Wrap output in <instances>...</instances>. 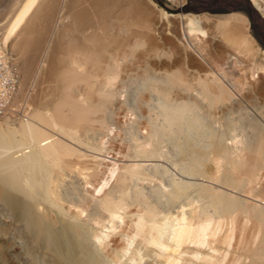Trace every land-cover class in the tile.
Masks as SVG:
<instances>
[{
    "label": "bare ground",
    "instance_id": "obj_1",
    "mask_svg": "<svg viewBox=\"0 0 264 264\" xmlns=\"http://www.w3.org/2000/svg\"><path fill=\"white\" fill-rule=\"evenodd\" d=\"M14 1L12 14L11 10H7V15L9 12L10 15L5 17L3 11H0L3 14L0 16V35L4 43L9 41V48L21 59L19 68L23 86L28 73L33 74L32 70L39 64L40 57L39 66L44 69L40 70L44 73V80L54 84L49 87L44 80L41 81L52 90L50 97L45 96L48 89L42 88L41 83L42 90H45L44 93L42 91L43 95L39 90L41 88H38L39 93H32L33 98L35 94L36 96L32 100L34 109L29 119L19 121L15 126L0 121V264H105L100 255V247L108 248L109 243L116 252L117 247L122 248L120 245L123 236L128 235L129 231H134V234L128 236L126 243L132 244L134 236L138 235L145 245L158 250L159 264L186 263L184 253L204 264H264V128L259 136V128L256 130L262 125L261 121H264V51L253 49L255 40L248 32V18L238 12L202 15L168 13L157 7L153 0ZM252 1L264 11V0ZM52 29L57 35L54 36L56 41L51 43L50 36L42 45L40 42L43 41L45 31L51 32ZM66 35L68 43H64ZM46 44L47 49L42 53ZM165 45L172 52H178L179 56L169 52L168 48H164ZM137 49L143 50H139L142 59L149 57L151 66L156 67L152 69L159 75L151 73L150 79L161 78L171 84L169 88L173 93L169 90L170 94H165L169 97L168 102L161 101L162 111L166 116L162 118L168 120L166 136L170 132L169 142L174 139L175 142H172L177 143L174 144L173 151L176 150V145V152H184L192 160L189 163L181 155L187 161L184 158L185 161L179 160L180 163H188L181 165H185V168L179 169L177 176L167 180L170 188L164 185L170 189L167 188L166 191L169 192L166 194L162 191V197L167 202H163L165 204L155 201L158 198L161 201V196L150 199L146 197L147 194L142 192V195L137 190L133 195L128 187L130 183L148 177L150 168L161 166L155 162L160 161V157L166 161L164 158L167 156H162L163 152H168L162 151L166 146L159 148L158 141L153 137L157 133L156 129L149 130L154 122L147 127L145 120L128 123V118L127 123H120L118 118V122L112 121L117 118L113 113H117L125 102L120 100V82L122 83L124 76L122 72L127 68L124 64L129 66L130 63L131 67L139 64L132 59ZM168 52L178 58L181 56V60L194 66V70L199 69L201 73L194 77L192 70V77H189V72L186 77L183 67L177 68L181 66L176 62L178 58L171 56V59H176L177 66L168 57L165 61L160 59L169 56ZM193 53L205 62L199 61ZM18 58L13 56L15 63ZM171 65L176 68L175 71L167 69ZM141 67H138L139 70L143 68ZM144 69L147 71L149 68L142 70ZM145 71L143 73L148 77L151 70L148 73ZM22 81L16 88L5 118L2 116L4 119L15 118L11 111L12 106L18 105L22 100ZM145 88L149 90V87ZM135 93L132 92V95ZM145 93L141 97H148ZM136 97L131 98L135 100H132L133 103L138 101ZM140 100L148 102L146 99ZM151 100L153 99L150 102ZM202 102L208 103L206 105L215 108L216 112L228 113L231 109H240V116L244 114L243 111L249 113V117L245 115L244 128L248 123L250 125L247 124V127L250 126L251 129L246 128L249 131H246L248 134L245 133L244 140L250 130L255 134L253 139L257 138L254 141L247 139L248 143L245 140L247 144L244 141L246 146H242L243 151L240 149L242 153L239 152V157H228L230 147L227 149L221 142H212L215 134L211 130L212 126L205 123L204 115L195 112L199 108L201 111L206 108L199 106L198 103ZM145 103L142 102L141 105L144 106ZM136 109L138 108L134 111ZM106 110L111 114L106 115ZM129 110L131 111L128 112L133 113L132 108ZM236 110L232 113L238 112ZM253 111L256 115L252 114ZM204 113L208 116L206 111ZM236 114L233 116L236 117ZM238 118L236 117L237 120ZM206 120L208 123V119ZM108 121L116 126L120 123L117 127L124 131L122 139L126 140L124 143L127 145V149H123L124 155L112 159L115 156L113 154L110 156L112 160H106L108 157L102 156L117 135ZM231 121L230 128L233 125ZM165 122L162 124L165 125ZM238 123V126H242L240 124L243 122L238 120ZM143 128L146 132L140 131ZM162 130L165 134V130ZM162 132L160 134L158 129L160 136ZM208 137H211L212 143L210 140L206 141ZM199 145L206 149L212 145L215 149L211 147L212 153L209 151V155L217 157L212 159L210 156L213 162L210 166L207 164L210 167H207L209 170L206 168L207 172L197 170V160L205 158L203 155L206 151L197 149L196 146L200 147ZM218 157L226 161L223 169L222 163L220 165V162L215 161ZM193 161H197V165ZM206 162L211 161L206 159L204 163ZM84 168L92 170L88 169L90 171L86 172ZM99 170L101 173L95 177V172ZM153 176L155 178V174ZM94 177L96 180H93ZM73 185H77L76 190ZM135 187L134 190L139 188ZM159 191L157 193L156 190V193L161 195L162 192ZM153 193L155 192L152 195ZM130 195L133 199L130 198L129 202ZM189 196L194 198L192 201L205 199L208 208L212 207L211 211L202 206L205 201L201 204V209L200 205L198 208L194 206ZM188 197L190 201L187 200ZM176 199L183 200L178 204H169ZM135 204L140 205V208ZM132 206L136 208H131ZM135 209L140 210L135 216L137 219L133 216L136 221L132 220L135 222L128 225L127 220H122L120 225L123 226L125 221V225H133L134 228L129 230V227L127 234H114L111 229H115L117 225L114 224L125 215H122L121 210H126L124 213L128 214L136 211ZM105 218L111 223L109 226ZM103 219L109 227L106 232L94 228ZM120 230H124V227H120ZM145 257L142 256V259ZM149 258L151 257L147 261L142 260L140 264H153ZM106 263L108 264V260ZM156 263L158 264L157 261Z\"/></svg>",
    "mask_w": 264,
    "mask_h": 264
},
{
    "label": "rangeland",
    "instance_id": "obj_2",
    "mask_svg": "<svg viewBox=\"0 0 264 264\" xmlns=\"http://www.w3.org/2000/svg\"><path fill=\"white\" fill-rule=\"evenodd\" d=\"M1 1H3V2H1ZM5 1V2H4ZM155 3H156V5H157V7H159V8H161L162 10H164V11H166V12H168V13H175V14H177V13H194V14H200V15H202V14H204V13H210V14H223V13H231V12H238V13H241V14H243V15H245L247 18H248V32H249V34L254 38V42H253V49L254 50H257V51H259V52H262V51H264V11L260 8V7H258V6H256L254 3H253V1L252 0H153ZM13 2H15L14 0H0V11H3V13H4V15H5V17H7L8 15H10L9 13L11 12V14H12V4H14ZM1 3H4L5 5L3 6V4H1ZM11 4V5H10ZM2 5V6H1ZM5 7H6V9H5ZM3 9V10H2ZM7 10H11L9 13H8V15H7ZM6 13V14H5ZM2 13L0 12V16H2L1 15ZM50 30H46L45 32H46V34H44L43 35V41H41L40 43L43 45V44H45V42L44 41H46V40H48L49 39V37L51 36L52 38H50L51 39V43H53V40L54 41H56L55 40V38L57 37V35L56 34H54V29H52L51 30V32H49ZM1 32V31H0ZM47 32H49L48 34H47ZM54 34V35H53ZM47 35V36H46ZM54 36H56V37H54ZM66 38L64 39V43H68V35H66L65 36ZM45 38V39H44ZM9 42V41H8ZM8 42H5V44H7L6 46H7V48H9V47H11L10 46V44L8 43ZM47 42V41H46ZM182 43H184V42H182ZM256 45V46H255ZM47 47V44L45 45V48H44V50H43V52L42 53H44V51L47 49L46 48ZM168 48V46L167 45H165L164 46V48ZM10 49V48H9ZM8 49V50H9ZM169 49V48H168ZM167 49V50H168ZM140 49H137L136 50V53H135V55L137 54V56L140 54V51H143L142 49L139 51ZM167 50H165V51H167ZM170 50V49H169ZM168 50V51H169ZM10 51V53L12 54V56H14L15 58H18L17 57V54H15V52L14 51H12L11 49L9 50ZM139 51V52H138ZM175 51H177V50H175ZM169 52H172L171 50L169 51ZM168 52V54H170ZM172 53H174V55L175 56H179V53L177 52H172ZM15 54V55H14ZM194 55H195V53H193ZM134 55V57H132V59L134 58V61H135V63H137V62H139V64H134V61H133V64H131V65H133L132 67L130 66V63H129V59H128V63H129V66H128V64L126 65V64H124L125 65V67L127 66V68H124L125 70H123L124 71V73L122 72V75L124 74V76H123V78H122V83L120 82V96H122V97H120L121 99V101H125L124 102V104L122 103V105L121 106H124V108L125 109H127L126 110V112H128V111H131V110H129L130 108H132V111H133V113L132 112H128V113H126L125 112V109L123 108V107H119V109H118V111H116L117 113H113V114H115L116 116L115 117H117V118H115L114 120L112 119V121H114L115 123L116 122H118L117 121V119L119 118V122L121 123V122H124V123H127V121H128V123L130 122H135L136 123V121H138V120H145V122H144V124L145 123H147V127H149V126H151V124L154 122V124L151 126V128H149V130L151 129H156V132L158 133V129H159V133L160 132H162L163 130H162V128L165 130V134L163 133L161 136H160V134H159V136H157L158 134L157 133H154V140H157L158 141V143H159V148H161V147H165L164 148V150L162 149V151H168L167 153L166 152H163V155L162 156H164L165 155V157L167 156V158L169 159V160H167V158H164V159H166V161H167V163H166V161L164 160L163 161V159H161V158H163V157H160L159 159H160V161H155V162H158V163H160L161 164V166H157V167H155V168H150L151 170H149V172H147V173H149V175H148V177L146 176L145 178H143V179H138L137 181L139 182V183H137V181H134L130 186L128 185V187H129V191H131V193L134 195L135 194V192L134 191H139L142 195H143V193H144V195H146V197H149L150 199H156V198H158V196H161V201H160V198H158L159 200L157 201V199L155 200L156 202H158L159 204H165V203H167L166 201H165V198H163L162 197V195H163V192L166 194L167 192H169V191H166L167 190V188L169 187L168 185H167V180L170 178V177H173V176H177L176 175V172L179 170V169H183V168H185V165L189 162V161H192L191 159H189L190 157L189 156H187L186 155V153H184V152H182V154H181V152H176V151H178V149H177V147H176V145H175V148H176V150L175 151H173V148H174V144H177V143H174L175 142V140L174 139H170V142H169V138H171L170 137V132L168 133V137L166 136V134H167V132H166V126L168 125L167 124V119L166 118H162V116L164 117L165 115H164V111H162V104H161V101H163V102H165V101H167L168 100V96L167 95H169L170 94V91L173 93V90H171L170 88H171V84H170V82H164V80H162L161 78L160 79H155V78H151L150 79V77L152 76L151 75V73H156V75H159L157 72H156V70L155 69H152V68H156V67H153V66H151V59H149V57H143V59L141 58V56L139 55V57H137V56H135ZM173 54H170L169 56H165V57H161L160 59L161 60H167L166 58L168 57V58H170V59H168V60H170V61H172V63L175 65V66H177V63L179 62V65H181V66H178L177 68H181L182 69V67H183V71H184V73H185V76L187 77L188 76V72H189V77H192V70L194 71L193 73L195 74L194 75V77L195 76H197V75H199L201 72L200 71H198L197 69H195L194 70V66L192 67L189 63H187V62H184L183 60H181V56L178 58V57H175ZM171 56H173V57H175L176 59L178 58V61H176L175 62V60H173V59H171ZM195 56H197V55H195ZM137 57V58H136ZM198 57V56H197ZM196 57V58H197ZM135 58H136V60H135ZM139 58H141L140 60H139ZM158 58V57H157ZM138 60V61H137ZM148 61V62H146V61ZM180 60H181V62L183 63H181L180 64ZM198 60L199 61H201L202 60V62H205L203 59H201V58H199L198 57ZM16 66H17V69H19L18 71H20V73H19V78H20V80L22 81V77H21V69L19 68L20 66H21V59H16ZM144 61V62H143ZM40 62H41V57H40V61H39V64L37 65V67L35 68V69H33L32 71H33V74L30 72V73H28L29 75L26 77V79H27V83L24 81V86H23V81H22V83H21V87H22V91L24 92V93H22V96L24 97H22V100H21V102L17 105L16 103H14V104H16V106L15 105H13L12 106V113H14V115H15V118H11V117H8V118H6V119H4L5 118V116H4V118L2 117V116H0V121L2 122V121H5V122H7V123H9L10 125H13V126H15L19 121H25V120H27V119H29V117L31 116V112L33 111L32 109H34V101H32L33 99H35V96H36V94H35V96H34V98L32 97V93L34 92V93H39V90H40V92H41V94L43 95V93L45 92V90L43 89L42 90V88H45V89H48L47 88V86H51L52 84H54V83H51V82H47L46 80H44V77H43V72L42 71H44V69H43V67H41V66H39L40 65ZM126 62V61H125ZM144 64H143V63ZM149 62H150V64H149ZM149 64V65H147V64ZM142 64V65H141ZM146 64V66L144 67V65ZM137 65H138V67H143V68H146V70L149 72L150 70V74H148V77L146 76V74L144 75V71H145V69L144 70H139V68L137 67ZM185 65V66H184ZM149 66V67H148ZM151 66V67H150ZM189 66V67H188ZM134 67H137V68H134ZM158 67V66H157ZM191 67H192V69H191ZM128 68H130V69H128ZM132 68V69H131ZM185 68V69H184ZM127 69V70H126ZM135 69V70H134ZM136 69H138L141 73H143V74H141L140 72H137L138 70H136ZM167 69L169 70V71H175L176 70V68L175 67H172V65L170 66V67H167ZM186 69H188L189 71H187ZM191 69V70H190ZM40 70H42V71H40ZM129 70V72H126V71H128ZM131 70V71H130ZM154 70V71H153ZM213 70V69H212ZM135 71V72H134ZM147 71H145V72H147ZM214 71V70H213ZM147 72V73H148ZM196 72V73H195ZM125 73H127L126 75H125ZM216 73V72H215ZM187 74V75H186ZM191 74V75H190ZM145 76L147 77V78H145ZM30 77V78H29ZM188 77V78H189ZM41 78V79H40ZM96 78H99L98 76L96 77ZM149 78V79H148ZM28 79H29V81H28ZM39 79H40V81H39ZM142 79V80H141ZM19 80V83L21 82ZM44 80V82H46V85L47 86H45V83L43 82V83H41V81H43ZM148 80V81H147ZM121 81V80H120ZM150 81V82H149ZM152 81H154V84H157V85H159L160 86V84L159 83H161V86L159 87H157V85L155 86L154 84H153V82ZM158 81H159V83H158ZM163 83H162V82ZM192 81H194V79H192ZM157 82V83H156ZM18 83V84H19ZM25 83H26V85H25ZM43 85H41V84ZM50 83V84H49ZM124 83V84H123ZM142 83V84H141ZM168 83V84H167ZM38 84H40V86L38 85ZM122 84V85H121ZM150 84V85H149ZM20 85V84H19ZM37 87H36V86ZM41 86H42V88H41ZM49 86V87H50ZM53 86V85H52ZM122 86H124V87H122ZM165 86V87H164ZM36 87V89L38 90V88H41V89H39L38 91L36 90V89H34ZM145 87H149V90H148V88H145ZM157 87V88H156ZM170 87V88H169ZM143 88H144V90H143ZM151 88H153V89H151ZM147 89V90H146ZM161 89V91H159V90ZM162 89H163V91H162ZM49 90V91H48ZM47 90V92L45 93L46 95V97H50L52 94H51V92H52V90L50 91V88ZM135 90V91H134ZM140 90H141V92H142V94H141V92H140ZM151 90V91H150ZM170 90V91H169ZM36 91V92H35ZM42 91H43V93H42ZM137 91V92H136ZM26 92V93H25ZM50 92V93H49ZM132 92H136L135 94H133L132 95ZM140 92V93H139ZM145 92H147V93H145ZM161 92V93H160ZM169 92V93H168ZM53 93V92H52ZM140 94V96L138 97V94ZM143 93H145L148 97H141L142 95L143 96H145ZM149 93V94H148ZM49 94H51V95H49ZM162 94V95H161ZM165 94H167V95H165ZM17 95H19V94H17ZM26 95V96H25ZM41 95V96H42ZM135 95V96H134ZM138 98H137V97ZM27 99H26V98ZM29 97H32V98H30L29 99ZM137 98L138 99V101H136L135 103H137V105L135 104V103H133V101L132 100H134V99H131V98ZM152 97V98H151ZM167 97V98H166ZM17 98H18V96H16V100H17ZM124 98V99H123ZM123 99V100H122ZM140 99H146V101L148 100V102H146L145 103V100H140ZM150 99H153V100H151V102H152V104H151V102H150ZM15 100V99H14ZM29 100H31V101H29ZM131 101V102H130ZM135 101V100H134ZM139 101H140V103H139ZM144 102L145 103V105L147 106V103L149 104L148 106H149V108H148V106L146 107L145 105L143 106V104L141 105V103L142 102ZM29 102V103H28ZM31 102V103H30ZM157 102V103H156ZM168 102V101H167ZM133 103V104H132ZM158 103H159V105H158ZM203 103H204V105H203ZM131 104V105H130ZM150 104H151V106H150ZM155 106H154V105ZM198 104H200L199 106H202V109L206 106V108H204V109H208L207 107H209V109L208 110H202L203 112H205L206 111V114L208 115V116H206L205 115V113L203 114V112L200 110V108L198 107ZM197 104V107L199 108L198 110H197V107H195L196 109L195 110H197V111H195L197 114H199V115H204L203 117L205 118V123L206 124H208L210 127H211V130L213 131L214 130V132H213V137L214 138H212L211 139V137H208V138H206V141H209L210 139L212 140V142L214 143V142H216V143H219L220 144V142H221V144L223 145V146H225L227 149H228V153L229 154H227V156L229 157V156H231L232 158H234V157H239L240 156V153H242V149L246 146L245 144H244V141L245 140H247V139H249V140H251V141H254L256 138H257V136H259L261 133H262V131L264 130H261L262 128H264V121H261V119L259 120V121H261L262 122V127L260 126V127H257L256 128V130L259 128V130H260V133L256 136V138H254L253 139V137H255L254 135L255 134H253L251 131L252 130H250V132H249V135H247V137L245 138V140H244V137H245V135L246 134H248L247 132L249 131V130H247L246 128H248L247 126L248 125H250V124H248V123H246V128H244L245 127V124H244V122L246 121L245 120V117L248 115V117H249V113L247 114V112H245V111H243L244 112V114H242V116H240L239 115V110L237 109H235L236 111H238V112H236V113H232V111H234L235 112V110L234 109H231V110H229L228 111V113H231V114H229L228 115V113H227V111H225L224 113H222V112H219L218 110H217V112H216V110H215V108H212V106H211V108H210V106H207V105H209L208 103H206V102H202V103H198ZM207 104V105H206ZM134 107H133V106ZM139 105H141V108H140V106ZM157 105V106H156ZM131 106V107H130ZM138 106V107H137ZM145 107L146 108V110L143 108V107ZM135 108H138V109H136L135 111H136V113H135V111H134V109ZM143 108V109H142ZM148 108V109H147ZM158 108V109H157ZM110 109V108H109ZM121 109H122V113H121ZM124 109V110H123ZM144 110V112L143 111H141V110ZM119 110H120V112H119ZM215 110V111H214ZM250 110V109H249ZM20 112V114H18L17 115V112ZM109 110H106V115L107 114H109L110 112H108ZM114 111V110H113ZM146 111H149V113L148 112H146ZM160 111V112H159ZM201 111V112H200ZM210 111H214L213 112V114L214 113H216V115L214 114V117H212V113L210 112ZM124 112V113H123ZM141 112H143V114L141 115ZM163 112V113H162ZM130 113V114H129ZM147 113H148V115H147ZM202 113V114H201ZM217 113H219L218 115H217ZM104 114H105V112H104ZM111 114V113H110ZM133 114H134V116H133ZM141 115L140 117H138V115ZM144 114H146V115H144ZM163 114V115H162ZM220 114H222L221 116H220ZM224 114H225V116H224ZM234 114H236L237 116V118L238 117H240V118H238V120H239V122L241 123V122H243V123H241L240 125H242V126H238L239 125V123H238V120L236 119V117H234L233 115ZM252 114H254V111L252 112ZM27 115V116H26ZM119 115V116H118ZM131 115V116H130ZM151 115H152V117H151ZM209 115H211V117L209 118ZM244 115V116H243ZM246 115V116H245ZM254 115H256V113L254 114ZM124 118H123V117ZM146 116H148V117H146ZM206 116V117H205ZM218 116V117H217ZM232 118V119H230V117ZM123 119H126V120H123ZM137 117V118H136ZM145 117V118H144ZM152 118V119H150V118ZM166 117V116H165ZM222 117V118H221ZM228 117V118H227ZM234 117V118H233ZM241 117H242V119H241ZM243 117H244V119H243ZM10 118V119H9ZM111 118H112V116H111ZM111 118H110V120H111ZM129 118V119H128ZM133 118V119H132ZM144 118V119H143ZM155 118V119H154ZM215 118V119H214ZM220 119V120H218V119ZM9 119V120H8ZM161 119H163L162 121H161ZM206 119H208V123L206 122L207 120ZM136 120V121H135ZM147 120H151L152 122H150V121H147ZM154 120V121H153ZM215 120V121H214ZM227 120V121H226ZM230 120H232L231 121V123H233V125H232V128H230L229 126H231V124H230ZM241 120V121H240ZM245 120V121H244ZM139 121V122H140ZM147 121V122H146ZM157 121V122H156ZM166 121V122H165ZM210 121V122H209ZM218 121H220V122H218ZM259 121H258V123H259ZM109 122V121H108ZM150 122V123H149ZM165 122V125H163L162 123H164ZM227 122H229V123H227ZM260 122V123H261ZM119 123V124H120ZM158 123V124H157ZM109 125H110V127H113V130H114V132H115V137L118 139H115V137H114V139L112 140V141H114L115 143H116V145L114 144L113 145V142L111 141V143H110V146L108 145V148L105 150V152L106 153H104L105 155H102L103 157L105 156L107 159L106 160H112L113 158H119L120 156L122 157V155H124V150H126L127 149V145H125V143L124 142H126V140H124V139H122L125 135H124V131H122V128L121 127H117V126H119V124H117V126L116 125H114V124H110V122L108 123ZM148 124H150L149 126H148ZM159 124H160V126H159ZM163 126H165V127H163ZM244 124V125H243ZM248 124V125H247ZM156 125V126H155ZM237 125V126H236ZM116 126V127H115ZM159 126V127H158ZM215 126H216V128H215ZM155 127H158V128H155ZM162 127V128H161ZM168 127V126H167ZM240 127H242L241 129H240ZM120 128V129H119ZM254 127H252V129H253ZM146 129V128H145ZM248 129H251V127L249 126V128ZM116 130H118V131H116ZM148 130V129H147ZM152 130V131H153ZM167 130H169L168 128H167ZM131 131V130H130ZM141 132H146L145 130H144V128L143 129H141L140 130ZM216 131V132H215ZM243 131H244V134H243ZM247 131V132H246ZM121 132V133H120ZM123 132V133H122ZM221 132H224V133H221ZM253 132H256L254 129H253ZM264 132V131H263ZM131 133H132V131H131ZM217 133H219L221 136L219 137V134H217ZM228 133H231V134H228ZM246 133V134H245ZM155 134H157V135H155ZM224 134V135H223ZM253 135L252 137H251V135ZM256 134H257V132H256ZM123 135V136H122ZM223 135V136H222ZM119 136V137H118ZM229 136V137H228ZM230 136H232L231 138H230ZM248 136H250V137H248ZM159 137H161V139H159ZM167 137V138H166ZM222 137H224L223 139H222ZM162 138H164V139H162ZM219 138H220V141H218L219 140ZM227 138V139H226ZM161 141H159V140ZM167 139V140H166ZM208 139V140H207ZM216 139H218V140H216ZM221 139H222V141H221ZM166 142H165V141ZM211 140H210V142H211ZM214 140V141H213ZM224 140V141H223ZM249 140H247V143L249 142ZM168 141V142H167ZM172 141H174V142H172ZM218 141V142H217ZM211 142V143H212ZM167 143V144H166ZM226 143V144H225ZM245 143H246V141H245ZM246 143V144H247ZM126 144H128V143H126ZM166 144V145H165ZM161 145V146H160ZM229 145V146H228ZM238 145L241 147H239V149H237L238 148ZM245 145V146H244ZM125 146V147H124ZM171 146H172V148H171ZM200 147H198V146H196L197 147V149L198 148H201V145H199ZM242 146H244V147H242ZM112 147V148H111ZM195 147V148H196ZM208 148L206 149V148H201V150L203 149V150H206L205 151V155H203V156H205V158H203V159H201V160H197V161H193V162H191V163H193V164H195V165H197V164H199L198 165V167L199 168H197V170H199L200 172L201 171H208L209 169L208 168H210L209 166H210V164L213 162L212 161V159L213 158H216L217 156H215L214 155V157H212V155L210 154L209 155V151L212 153V151L211 150H213L214 149V147H212V145H210V146H207ZM211 149H210V148ZM168 148V149H167ZM173 151H171L170 149ZM124 149V150H123ZM209 149V150H208ZM232 149H233V152H230V150L232 151ZM242 151H241V150ZM202 150V151H203ZM215 150V149H214ZM119 151V152H118ZM123 151V152H122ZM170 151H171V153H170ZM110 152V153H109ZM122 152V153H121ZM178 153V155L176 154V153ZM240 152V153H239ZM120 153V154H119ZM175 153V154H174ZM206 153H208V156L210 157H212V159H211V157L209 158L208 156H207V154ZM233 153H234V155H233ZM237 153V154H236ZM108 154V155H107ZM113 154L115 155L114 157H112L113 156ZM117 154V155H116ZM118 154H119V156H118ZM122 154V155H121ZM179 154H180V156L182 155V156H185L186 158H187V160H188V162H184L185 160H186V158L185 157H182L181 156V159L179 158L180 156H179ZM176 157H175V156ZM112 157V159H111V157ZM117 156V157H116ZM179 156V157H178ZM208 158H207V157ZM130 157V156H129ZM178 157V158H177ZM154 158H156V157H154ZM176 158V159H175ZM184 158H185V160H184ZM184 160V161H181V162H183V163H180V161L179 160ZM207 159V161L209 162V161H211V162H209V163H204L205 162V160ZM209 159V160H208ZM211 159V160H210ZM172 160V161H171ZM177 162H176V161ZM186 160V161H187ZM203 160V161H202ZM221 160V161H220ZM169 161V162H168ZM200 161H202V162H200ZM215 161H218V163L220 162V165H221V163H222V165H221V168L223 169V167L226 165V161H225V159L224 158H217ZM223 161L225 162V163H223ZM145 162V161H144ZM152 162H154V161H152ZM173 162V163H172ZM196 162H197V164H196ZM166 163V164H165ZM190 163V162H189ZM200 163H203V165H205V166H201V164ZM169 166H168V165ZM174 164V165H173ZM178 164V165H177ZM182 164H185V165H183V166H181ZM207 164H209V166L207 165ZM224 164V165H223ZM207 165V166H206ZM223 166V167H222ZM208 167V168H207ZM173 168V169H172ZM208 170H207V169ZM85 170L84 171H86V170H88V169H90V170H92V168H84ZM221 169V170H222ZM90 170H88V171H90ZM88 171H86V172H88ZM96 174H95V177L97 176L98 177V175H99V173H101L100 172V170L97 172H95ZM98 173V174H97ZM152 174V175H151ZM155 174V178H154V175ZM95 177H94V179L93 180H96L95 179ZM158 178H159V180H158ZM148 179H149V181H148ZM151 179V180H150ZM153 180H154V182H153ZM75 182V181H74ZM155 182H157L156 184H155ZM76 183V182H75ZM165 183V184H164ZM74 184V183H73ZM77 184V183H76ZM136 184H137V186H136ZM151 185V187H150V185ZM164 185H166V186H168V187H166V186H164ZM77 186V185H76ZM76 186H74L73 185V187H74V190H76ZM133 188H132V187ZM136 186V187H135ZM134 187L135 188H137V187H139V188H137V189H135L134 190ZM148 187H150V188H148ZM166 187V188H165ZM84 188V187H83ZM132 188V189H131ZM157 188H161V189H159V190H161V192L162 193H160L161 195H158L157 193H159L160 191L157 189ZM163 188H164V190H163ZM170 188V187H169ZM168 188V190H170ZM141 189V190H140ZM152 189V190H151ZM150 190V191H149ZM156 190H157V193H156ZM159 191V192H158ZM143 192V193H142ZM150 192V193H149ZM152 192H155V193H153L154 195H156L157 194V196L156 197H154V195H152ZM117 193H119L118 191H117ZM151 194V197L149 196ZM99 196V195H98ZM153 196V197H152ZM164 197H166L167 198V196H165L164 195ZM190 197V200L192 201L193 199H192V197L191 196H189ZM189 197L187 198V200L188 201H190L189 200ZM130 198H131V200L133 199V197L130 195V197L128 198V201L130 202ZM163 198V199H162ZM164 200V201H163ZM167 200V199H166ZM181 199H176V201L174 200V201H172L171 203H169V204H171L172 205V203L173 202H175L176 204H178V202L180 203L181 201H180ZM201 201H198V200H194V201H192V203H193V205L194 206H199V209H201L202 208V206L203 207H207L208 208V204H206V201H205V199L203 200V199H200ZM161 203H160V202ZM198 201V202H197ZM203 201H205V203L203 202ZM163 202H165V203H163ZM191 203V202H190ZM200 203V204H199ZM202 203H204V204H202ZM201 204H202V206H201ZM134 206H137L138 207V209L140 208L138 205H134ZM134 206H132L131 208H136V207H134ZM168 207H171V206H168ZM184 207H187V205H185ZM205 207V208H206ZM210 208H208L209 209V211H211V206H209ZM198 208V207H197ZM128 210V209H127ZM136 210V209H135ZM124 212H126V210L124 211V210H121V213H122V215H127V216H123V218H122V216H121V218H119L118 220H117V222L118 223H116V224H114L116 227H115V229H111V231L114 233V234H119V233H122V234H127V231H129V230H131V229H133L134 227H133V225H132V227H131V225L130 226H128L129 224H132V223H134L136 220H135V218L137 217V212H140V210H136V211H132L131 213H128V214H126V213H124ZM120 213V214H121ZM132 213H135V214H132ZM131 216H132V218H131ZM135 218H134V217ZM130 217V218H129ZM121 219V221H119ZM137 219V218H136ZM105 220H106V224L109 226L111 223L109 222V221H107V219L105 218ZM105 220L103 219V221H101L100 222V224L98 223H96L95 225H94V228H98L97 230H100V231H103V232H106V231H108L109 230V227L108 226H106V224L104 223L105 222ZM122 220H127V222L126 223H128V225H125L126 223H125V221L123 222L124 224H123V226H120V225H122ZM130 220V221H129ZM132 220H135V221H133L132 222ZM120 223V224H119ZM119 224V225H118ZM101 227H99V226ZM103 225V226H102ZM125 225V226H124ZM118 226H119V228H118ZM128 226V227H127ZM227 226V225H226ZM120 227H124V230H120ZM126 227H127V230H125L126 229ZM129 227H130V229H129ZM121 229H123V228H121ZM129 229V230H128ZM116 232H115V231ZM117 230H120V231H117ZM224 230H226L225 229V227H224ZM223 230V231H224ZM124 231V232H123ZM126 231V232H125ZM238 231H239V229H238ZM247 231V230H246ZM246 231H245V235H246ZM112 233V234H113ZM133 235L134 234V231L132 232L131 231V233H130V231L128 232V235H124L123 236V241H122V244L120 245V247L122 246V248H119V247H117V249H116V252L114 251V247L111 245V244H109L108 243V245H107V247L108 248H110V249H112L111 251H110V249H108V248H101L100 247V249H99V251H100V255H101V258L103 259V261H104V263L105 264H107L106 262H107V260H108V264H117L118 262L120 263V264H140V262L143 260H145L146 259V261L148 260L147 258L148 257H151V258H149V261H150V259L152 260V261H150V262H154L153 264H157L156 263V261L158 262V264H159V261H158V259H160V257H159V254H158V250L155 248V247H153V246H148V245H145V243L144 242H142L141 241V239H140V237L138 236V235H136V236H134V240H133V243L132 244H127L126 242H127V238H128V236L129 235ZM236 234H237V232H236ZM240 234V233H239ZM139 238V239H138ZM236 238H237V235H236ZM124 245V246H123ZM141 245V246H140ZM112 246V247H111ZM128 246H129V248H128ZM140 246V247H139ZM130 247H131V249H130ZM133 247V248H132ZM124 248V249H123ZM121 249V250H120ZM129 249V250H128ZM105 251V253H103L104 251ZM131 250V251H130ZM133 250V251H132ZM153 250V251H152ZM113 251V252H112ZM139 251V252H138ZM151 251H152V253H151ZM106 252H109L108 254H106ZM121 252H123V253H121ZM130 253V254H126V253ZM103 254V255H102ZM104 254H106V255H104ZM114 254H116L115 256H114ZM124 254V255H123ZM146 254V255H145ZM152 254H154L153 256H155V259H154V257L153 256H151ZM112 255V256H111ZM125 255H127V256H125ZM132 255V256H131ZM134 255V256H133ZM144 257V256H146L144 259H142V256ZM148 255V256H147ZM184 255H185V257L187 258L186 260L187 261H185L186 263H184V261H182V262H180V263H178V264H181V263H183V264H189V262H190V264H194V263H196V264H201L202 262L201 261H199V260H195V259H193V258H191V257H189V255L187 254L186 255V253H184ZM183 255V256H184ZM110 256H111V258H110ZM140 256H141V258H140ZM156 256H158V257H156ZM113 257V258H112ZM114 257L116 258V259H114ZM128 257V258H127ZM130 257V258H129ZM131 257H133V258H131ZM153 257V258H152ZM190 259H189V258ZM118 258V259H117ZM136 260H135V259ZM140 258V259H139ZM156 258H157V260H156ZM111 259V260H110ZM113 259H114V263H113ZM120 259V261H118ZM116 260H117V262H116ZM189 260V261H188ZM191 260L193 261V262H191ZM129 261V262H128ZM142 261V262H143ZM200 263H199V262ZM124 262V263H123ZM133 262V263H132ZM188 262V263H187ZM118 263V264H119ZM146 263V262H145ZM141 264H144V263H141ZM202 264H204V263H202Z\"/></svg>",
    "mask_w": 264,
    "mask_h": 264
},
{
    "label": "built area",
    "instance_id": "obj_3",
    "mask_svg": "<svg viewBox=\"0 0 264 264\" xmlns=\"http://www.w3.org/2000/svg\"><path fill=\"white\" fill-rule=\"evenodd\" d=\"M18 83L16 63L0 35V116L7 114Z\"/></svg>",
    "mask_w": 264,
    "mask_h": 264
}]
</instances>
